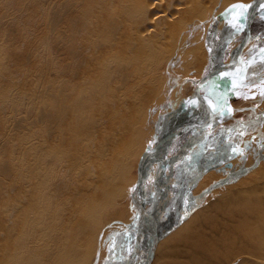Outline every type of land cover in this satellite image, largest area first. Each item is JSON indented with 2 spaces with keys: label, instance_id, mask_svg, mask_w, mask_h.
<instances>
[{
  "label": "bare ground",
  "instance_id": "6f19581e",
  "mask_svg": "<svg viewBox=\"0 0 264 264\" xmlns=\"http://www.w3.org/2000/svg\"><path fill=\"white\" fill-rule=\"evenodd\" d=\"M228 1L235 2L229 4L227 9L230 12L223 16L225 21H217L219 25L221 24L220 28H214L210 42L215 54H210L211 59L216 57L217 52L219 53L217 51L219 38L225 36L219 41V44H222L237 32L238 26L234 27V25L239 23V17L234 12V6L244 2L243 0ZM57 4L60 32L57 33L60 36L57 51L62 49L60 50L62 60L67 58L68 51H72L76 56L77 69L74 68L75 65L60 66L59 71L64 72L68 78H62V85L55 89L36 92L31 100L32 110L37 101L42 100V105L38 106L36 112V115L45 118L47 123L45 130L41 132V137H51L57 145L50 144L48 155L42 154L41 157L42 184L48 182V178L53 184L48 188L45 187L44 191H47H42L40 197L42 199L45 193L49 192L58 198L62 195L60 189L65 187L67 193L74 190V198L69 205L58 207L41 201V210L35 208L27 212L23 224H26V228L30 227L34 230L25 242L35 246L39 240H42V248L38 256L30 255L31 258L26 264H60L66 252L75 251L77 248L84 250V247L88 246L90 238L87 228L80 230V222L69 225L68 216L63 215L77 209L74 205L83 201L87 190L103 185V181H98L101 175L107 173L106 165L113 151H120L122 159L127 154L131 156L134 153L133 150L139 141L136 137L141 131L140 114L144 111L141 106H135L142 91L143 93L146 91L142 82L146 83L148 90L159 88L161 80L156 87L151 84L157 82L155 80L159 78L155 77L160 72L157 67L159 60L164 59L162 55L166 54V49L171 50V40H176L180 30L179 20H186L187 15L193 13L194 9L201 8L199 14L205 10L211 11L215 0H58ZM157 4L160 6L158 14L152 11L153 6ZM175 9L176 13L173 11ZM162 15L163 17L160 18ZM216 31L218 33H215ZM142 32L145 33L143 39L138 37ZM124 34L130 35L133 40L130 39L131 37L123 40ZM94 51L100 52L92 56ZM103 54L108 55V58L98 65L97 60L100 55L103 57ZM137 59L145 62L142 66L143 71H136ZM60 64L59 60L58 65ZM94 66L93 70L102 69L100 77L83 82L77 87L75 82L78 77L77 72L85 74ZM247 73L246 81L244 78L243 83L239 82L242 83L240 90L246 94L256 89L261 83L259 80L264 79V61L250 67ZM218 76L220 75H216L212 82L213 88L217 82L218 86L215 90L202 95V101L206 105L201 103V108L197 105L199 117L207 116L208 119L213 120L224 114L226 109L222 106L224 84L220 82ZM244 76L245 73L242 77ZM193 82L196 84L195 80ZM139 87L141 90L137 92ZM186 90L182 92L181 98H176L167 107L168 112L160 120L157 132L182 115H178L182 106L188 108L190 94L186 95ZM146 98H142L144 103L147 102ZM226 100L225 105H229L231 100L227 97ZM220 108L222 110L215 114V109ZM197 119L202 118L197 117ZM262 127L264 129V125ZM38 138L39 136L35 135L29 140ZM190 139L191 141L194 139L192 134L188 140ZM187 141L186 143L191 145ZM184 143L183 150L188 149L190 146ZM256 148L257 146L253 145L248 155L250 152H255ZM177 153L171 154L168 150L167 159L163 164L168 166L172 164L170 157L179 158L180 156L175 157ZM9 156L10 158L2 160L0 165V178L4 177V183L16 169L13 154ZM248 159L246 162L235 163L229 170L242 167L240 170L246 171L236 183L213 187L214 190L204 202L165 237L158 240L151 264L157 253L160 259L166 258L161 264H264V170H260L261 167L264 168V163L259 164V170L250 172L249 168L254 158ZM155 164L160 165V163ZM223 175V172L208 170L200 179L196 191L217 183ZM149 176L150 174L147 175L144 183V203L146 206L147 200H152L153 210H147L156 214L164 211L166 207L165 204L163 208V204L165 200L168 201L173 177L170 176L168 180L165 178L163 181L157 178L149 183ZM113 178L117 181L119 179L116 171L109 173L105 185L112 182ZM257 178L262 179L254 181ZM4 183L0 186V193L4 189L2 187ZM16 186L18 183H11L8 189L13 190ZM83 207L84 205L80 209ZM128 213V209L120 211L119 214L108 213L103 218L105 222L103 225L109 221H111L109 226L116 225L117 217L126 219ZM15 214L16 212L2 214L0 220L10 218L13 224L16 220ZM36 218L39 220L33 222ZM117 256L114 254L113 258Z\"/></svg>",
  "mask_w": 264,
  "mask_h": 264
},
{
  "label": "rangeland",
  "instance_id": "374dc122",
  "mask_svg": "<svg viewBox=\"0 0 264 264\" xmlns=\"http://www.w3.org/2000/svg\"><path fill=\"white\" fill-rule=\"evenodd\" d=\"M249 1L251 0H243L244 3ZM233 2L235 1L215 0L211 11L205 10L199 14L201 8L194 9V12L191 11L193 13L187 15L186 20H179L180 30L176 40H171V50L166 49V54L162 55L164 59L159 60L157 67L160 72L155 76L159 78L155 80L157 82L151 84L156 87L161 80L159 88L148 90L146 83L142 82L146 91L145 93L142 91L141 97L135 102L136 107L141 106L144 110L140 114L142 124L140 134L138 132L139 135L137 134L136 137L139 140L137 148H134V153L131 156L127 154L123 159L120 151H113L108 165H106L107 173L101 175L98 181H103V185L93 190H87L83 201L74 205L77 209L74 212L70 210L68 214L63 215L68 216L69 225L80 222V230L87 228L90 239L84 250L77 248L75 251L66 252L62 256L60 264H129L134 249L138 220V213L132 199L138 163L143 153L153 146L157 126L163 115L168 112L167 107L176 98H181L182 92L184 93L186 89V95H191L195 87L193 80L205 75L211 63L216 60L218 52L213 59L210 55L215 54L210 42L211 36L214 33V28H220L221 24L219 25L218 22L223 20V16L227 12H230L227 8ZM57 3L58 0H0V165L2 160L10 158V154H13L16 162L14 173L6 179L5 183L3 182L4 177L0 178V186L4 183L2 186L4 189L0 193V215L16 212L15 223L12 224L10 218L0 220V262L2 261V264H26V261L31 258L30 255L38 256L42 248V240H39L35 246L25 242L34 230V228H26V224H23L28 211L35 210V208L41 210V201L47 205L58 207L69 205L74 198V190L67 193L65 187L60 189L62 195L58 198L49 192H46L42 199L40 197L41 193L47 191H44L45 187L48 188L53 184L49 178L48 182L42 184L41 166L43 160L41 157L42 154L48 155L50 144L57 145L53 138L51 140V137H41V132L45 130L47 123L46 119L37 116L36 112L38 106L42 105V100L37 101L33 110L31 100L36 92L49 88L55 89L62 85V78L67 76L64 72L59 71L60 66L69 65L72 67L75 65L74 68L77 69L76 56L72 51H68L65 60L61 59L60 50L62 49L57 51L60 37L58 35L60 32L57 20L59 17ZM159 8L160 6L157 4L153 6L152 11H156L157 13H155L158 14ZM173 11L176 13V9ZM238 11L234 8V12L239 17V23L237 32L228 37L229 40L226 44L228 53L237 44L243 32L241 31L242 19ZM252 28L256 30L258 27ZM8 29L12 31L9 32ZM144 35L145 33L142 32L138 37L143 39ZM129 37L131 36L124 34L123 40H128ZM222 37L225 36L222 35ZM130 39L133 40L132 37ZM219 41L217 51H219ZM262 48L263 52H260ZM96 51L92 56L100 52ZM64 52L66 51L64 50ZM108 55L103 54V57L100 55L97 64L99 65L101 61L108 58ZM243 59L247 62L244 79L248 77L247 72L250 67L264 61V38L261 41L256 39L250 42L243 51ZM59 60L60 65H58ZM144 64V61L137 59L136 71H143ZM94 68L95 66L90 67L89 72L85 74L77 72L78 77L75 79L77 87L83 82L96 80L100 77L102 69L93 70ZM58 72L60 74L57 76ZM259 81L260 85L248 94L240 90L242 83L234 85L230 93L231 101L222 114L227 117V120L222 121L211 131L199 132L190 142V147L175 159L171 170L173 178L170 183L168 204L159 219L160 239L204 202L215 187L232 185L245 174L246 171L240 170L242 167L229 171L235 163L246 162V159L253 160L254 158L249 168L250 172L259 170V164L264 163V149L261 150V146L264 147V129L262 127L264 122L255 126L254 121H251V118H256L264 113V101H262L264 96L261 95L264 93V79ZM206 88V85L202 88L203 92L207 90ZM140 90L141 87L137 92ZM144 94L146 95L144 96ZM142 96L147 97V102H143ZM162 124L164 125V123ZM194 133H185L177 138L170 153L178 152L190 134ZM35 135L39 138L29 140ZM253 145L257 148L254 149L255 152H250L248 155ZM150 170L148 172L150 174L149 183L157 178L163 181L170 168L168 165H164L162 168L161 164H154ZM208 170L223 172L224 175L217 183H212L206 189L196 191L200 179ZM260 170H264V168L261 167ZM111 171H116L119 174V179L117 181L113 178L112 182L105 185ZM261 179L257 178L254 181ZM11 183H18V186L9 190L8 186ZM82 205L84 207L80 209ZM146 208L153 210L152 200H147ZM124 209H128L129 212L127 220L117 217L116 225L109 226L111 221L103 225L105 223L103 218L108 213L119 214ZM38 220L39 218H36L33 222ZM145 226L141 243L142 259L140 264L146 256L150 238L148 225ZM114 254L118 256L113 258ZM156 256L153 264H161L166 259H160L158 253Z\"/></svg>",
  "mask_w": 264,
  "mask_h": 264
},
{
  "label": "water",
  "instance_id": "95a60500",
  "mask_svg": "<svg viewBox=\"0 0 264 264\" xmlns=\"http://www.w3.org/2000/svg\"><path fill=\"white\" fill-rule=\"evenodd\" d=\"M240 5H243L244 7H235V9L239 10L238 12L242 19V24L245 29V35L231 50L229 61L219 65L214 64L209 68L208 72L200 78L198 84H196V86L193 89V93L189 96L190 103L188 105V108L182 106L181 107L182 109H180L178 112V115L180 114L182 115L178 116V119L175 120V122L171 123L167 127H162L159 130V132L156 133L153 147H150L143 153L138 163L133 202L139 217L136 224L134 249L129 264H140L141 262L142 259L141 243L143 239L145 224L149 226L148 230H149L150 238H149L146 256L144 257L141 264H151L155 254V248L157 242L160 239L158 232V225H159V219L163 211L161 212L159 211L156 214H153L151 213V211L147 210L144 203L145 202L144 183L146 181L148 172L152 167V165H154V163H160V164L165 163L167 159V153L169 147L173 143L174 139L178 137L180 134L188 131L190 128H194L193 132L195 133L192 135L193 138H195V136L197 135V133H199V131L201 130L211 131L213 127L215 128L217 125L222 123V121L227 120V117H224L221 114L218 116V118H215L213 120L208 119L207 116L199 117L200 113L197 110V105H200L201 108V103H203V101L201 100L202 94L199 92V88L205 82L211 79L213 80V78H215L216 75H220L218 77H221L222 74H227V76H230L235 68V64H237L238 62L243 63L244 71H246L247 66H245L246 62L241 59V51L245 48V46L249 43V41L257 35V34L255 35L251 34L250 25L253 19L264 11V0H251L248 3H244ZM260 52H263V48L260 50ZM232 87L233 86L231 85L224 86L223 91L226 97L228 96V92ZM197 117L202 119L201 120L197 119ZM231 117L234 118L233 116ZM251 121H254L255 126L263 124L264 113L256 118H251ZM241 135H244V133H241ZM187 142H191V139L190 141L188 140ZM186 144L190 146L188 143ZM186 150L187 148L183 150V145H182L178 153L176 152L177 154L175 155V157L181 156ZM170 158L172 164H169L170 171L169 173L166 174V180H168L169 177L171 176V170L173 169V161H175L174 159H176L173 157ZM165 204H167L166 200L164 201L163 208Z\"/></svg>",
  "mask_w": 264,
  "mask_h": 264
},
{
  "label": "flooded vegetation",
  "instance_id": "af4514ba",
  "mask_svg": "<svg viewBox=\"0 0 264 264\" xmlns=\"http://www.w3.org/2000/svg\"><path fill=\"white\" fill-rule=\"evenodd\" d=\"M259 15H261V16H259ZM259 15H257L254 19H253V21H252V23H251V25H250V28H251V32L253 33V34H257L253 39H251L250 41H249V43L250 42H252L253 40H256V39H259L260 41L261 40H263V38H264V12L263 13H260ZM252 27H258V28H256V30H253V28ZM240 28H241V26H240ZM239 31V30H238ZM241 31H243L242 33H241V36H240V38H239V41H240V39L245 35V29H244V27H243V24H242V29H241ZM239 33V32H238ZM238 41V42H239ZM237 42V43H238ZM249 43L247 44V46L249 45ZM227 42H225V43H222V44H219V53H218V55H217V58H216V60L214 61V63H211V65L213 66L214 64H217V65H219V64H222V63H224V62H227V61H229V58H230V53H231V51L228 53L227 51H226V47H227ZM247 46H245V48L241 51V59L243 60V61H245L246 62V60L245 59H243V51L247 48ZM232 49H233V47H232ZM231 49V50H232ZM247 63V62H246ZM211 65H210V67H211ZM209 67V68H210ZM209 68H208V70H209ZM208 70H207V72H208ZM206 72V73H207ZM205 73V74H206ZM244 73H245V71H244V67H243V63L242 62H238L237 64H235V68H234V70H233V72H232V74L230 75V76H227V74H222V76L219 78V80H221L220 82H223V88H224V86H228V85H231V86H233L234 87V85H236V84H239V82L240 81H242L243 80V75H244ZM216 77V76H215ZM222 77H223V79H222ZM214 79V78H213ZM199 80H200V78H197L195 81H196V84H198V82H199ZM217 81H218V79H217ZM213 80L211 79V80H208L207 82H205V84L203 85V87L206 85L207 86V90L206 91H208V90H215V88H216V86L214 85V88H213ZM196 84H195V86H196ZM202 87V88H203ZM233 87L229 90V92H228V95L229 96H227V99H230V93H231V91H232V89H233ZM202 88L201 89H199V92L203 95V94H206V91H204L203 92V90H202ZM201 90V91H200ZM209 91V92H210ZM202 100V99H201ZM231 100V99H230ZM225 101H227L226 100V96L224 95V100H223V102H222V106L223 107H226L227 108V105H225ZM222 109L220 108V109H215V114H217L218 112H220ZM194 131V128H190L188 131H186V132H184V133H182L179 137H181L182 135H184L185 133H192ZM191 135V134H190ZM178 137V138H179ZM177 139V138H176ZM176 139L173 141V143L176 141ZM173 143L171 144V146H170V149H169V152H171V147H172V145H173ZM155 164V163H154ZM164 167V164H162V168ZM163 171H164V169H163ZM163 171H162V173H163ZM163 175V174H162Z\"/></svg>",
  "mask_w": 264,
  "mask_h": 264
},
{
  "label": "snow or ice",
  "instance_id": "6c2138e0",
  "mask_svg": "<svg viewBox=\"0 0 264 264\" xmlns=\"http://www.w3.org/2000/svg\"><path fill=\"white\" fill-rule=\"evenodd\" d=\"M234 7H244V6L243 5H239V6H234ZM235 26H238V22H237V25H234V27ZM222 79H223V77H222ZM261 95L264 96V93H262ZM244 98L247 99L248 97H244Z\"/></svg>",
  "mask_w": 264,
  "mask_h": 264
}]
</instances>
